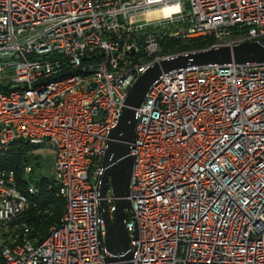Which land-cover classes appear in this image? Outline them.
<instances>
[{
  "label": "built area",
  "instance_id": "1",
  "mask_svg": "<svg viewBox=\"0 0 264 264\" xmlns=\"http://www.w3.org/2000/svg\"><path fill=\"white\" fill-rule=\"evenodd\" d=\"M168 2L0 0V151L19 140L54 150L65 200L60 224L37 242L17 221L39 188L0 167V264H109L103 157L131 87L164 58L160 40L264 38V0H183L180 13L140 22ZM177 22L185 28L169 32ZM136 121L132 264H264V63L164 72ZM32 173L26 165V179ZM105 200L113 218L111 186Z\"/></svg>",
  "mask_w": 264,
  "mask_h": 264
},
{
  "label": "water",
  "instance_id": "2",
  "mask_svg": "<svg viewBox=\"0 0 264 264\" xmlns=\"http://www.w3.org/2000/svg\"><path fill=\"white\" fill-rule=\"evenodd\" d=\"M264 63V38L238 45H221L194 51L182 52L164 57L155 62L140 75L131 87L125 100L118 125L111 130L103 157V173L97 185L99 207L105 219V236L102 244L107 250L109 264H132L130 236L125 220L131 209L130 180L134 156L132 143L136 134V109L141 105L151 85L162 73L189 66L211 63ZM111 186L115 197V213L111 218L105 200Z\"/></svg>",
  "mask_w": 264,
  "mask_h": 264
},
{
  "label": "trees",
  "instance_id": "3",
  "mask_svg": "<svg viewBox=\"0 0 264 264\" xmlns=\"http://www.w3.org/2000/svg\"><path fill=\"white\" fill-rule=\"evenodd\" d=\"M214 41L208 37L182 38L166 35L160 40L161 51L159 55L169 56L187 51L209 48ZM36 146L23 140L14 142L7 151H0V167L13 170L19 185L26 188L34 182L39 192L32 197L36 202L20 219L32 227L31 237L41 241L53 225H59L65 209V200L56 194L57 186L54 177L42 176L40 179L32 175L26 179L25 166L39 165L38 155L34 152Z\"/></svg>",
  "mask_w": 264,
  "mask_h": 264
},
{
  "label": "rangeland",
  "instance_id": "4",
  "mask_svg": "<svg viewBox=\"0 0 264 264\" xmlns=\"http://www.w3.org/2000/svg\"><path fill=\"white\" fill-rule=\"evenodd\" d=\"M161 15V13H155V16ZM141 23H144V18L142 16H138ZM138 19V18H137ZM185 28V23H174L171 25L169 32H176L178 30H182ZM198 38V37H197ZM165 57V56H164ZM137 63H140L139 60H136ZM38 155L39 165H36V170L33 172V176L35 177H54L56 175V160H55V152L52 149H43L37 148L34 151ZM21 218V217H20ZM18 219V223L22 224L25 221H21Z\"/></svg>",
  "mask_w": 264,
  "mask_h": 264
},
{
  "label": "clouds",
  "instance_id": "5",
  "mask_svg": "<svg viewBox=\"0 0 264 264\" xmlns=\"http://www.w3.org/2000/svg\"><path fill=\"white\" fill-rule=\"evenodd\" d=\"M146 5H152L154 0H145ZM167 9L171 10L173 13H180L183 9V0H169L167 3ZM155 11L151 8L145 10L141 15L146 23H151L153 17L155 16Z\"/></svg>",
  "mask_w": 264,
  "mask_h": 264
},
{
  "label": "bare ground",
  "instance_id": "6",
  "mask_svg": "<svg viewBox=\"0 0 264 264\" xmlns=\"http://www.w3.org/2000/svg\"><path fill=\"white\" fill-rule=\"evenodd\" d=\"M163 11H164L165 14H169V12H170L171 10L167 9V7H164L163 9H160V10L158 9V10H156L155 13H159V12H160V13L162 14Z\"/></svg>",
  "mask_w": 264,
  "mask_h": 264
}]
</instances>
